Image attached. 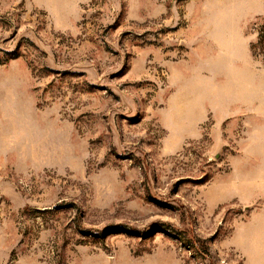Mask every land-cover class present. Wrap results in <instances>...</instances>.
Returning a JSON list of instances; mask_svg holds the SVG:
<instances>
[{"label":"rangeland","instance_id":"obj_1","mask_svg":"<svg viewBox=\"0 0 264 264\" xmlns=\"http://www.w3.org/2000/svg\"><path fill=\"white\" fill-rule=\"evenodd\" d=\"M0 264H264V0H0Z\"/></svg>","mask_w":264,"mask_h":264}]
</instances>
